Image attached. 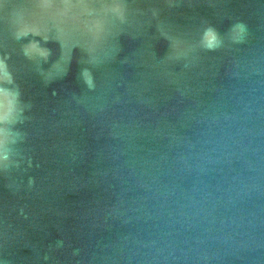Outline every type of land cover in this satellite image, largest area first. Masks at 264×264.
I'll use <instances>...</instances> for the list:
<instances>
[{
    "label": "water",
    "instance_id": "obj_1",
    "mask_svg": "<svg viewBox=\"0 0 264 264\" xmlns=\"http://www.w3.org/2000/svg\"><path fill=\"white\" fill-rule=\"evenodd\" d=\"M0 264H264V0H0Z\"/></svg>",
    "mask_w": 264,
    "mask_h": 264
}]
</instances>
